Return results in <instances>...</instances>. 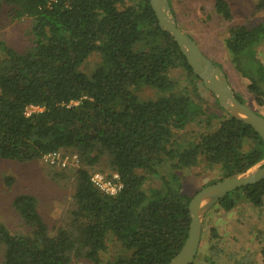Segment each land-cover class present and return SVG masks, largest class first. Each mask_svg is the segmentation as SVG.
<instances>
[{
	"label": "trees",
	"instance_id": "1",
	"mask_svg": "<svg viewBox=\"0 0 264 264\" xmlns=\"http://www.w3.org/2000/svg\"><path fill=\"white\" fill-rule=\"evenodd\" d=\"M4 6L30 22L31 46L18 53L0 39V158L23 163L59 151L76 155L79 165L70 173L75 184L68 227L51 232L34 195L14 197L12 205L27 229L16 234L0 220V264H72L81 258L91 264H166L187 236L188 202L196 192H182L178 172L202 165L216 169L218 179L236 175L264 157L262 139L203 87L171 36L159 28L149 0H0V13ZM214 8L232 19L226 0H214ZM255 8L264 11V0ZM223 43L247 95L263 106L258 47L264 44V20L230 26ZM92 54L99 61L83 71ZM177 69L185 73L181 89L179 78L171 76ZM228 82L248 105L249 98ZM143 89L153 96L141 98ZM28 106L37 109L26 115ZM160 166L167 169L161 172ZM97 167L119 175L117 194L91 183L90 169ZM4 182L10 186L13 178ZM240 201L259 209L264 179L229 192L210 209L228 212ZM203 234L192 264L199 254L205 264H219L213 255L221 249L211 241L215 229L208 228L205 251ZM258 235L264 259V228ZM108 239L130 254L103 261ZM246 259L239 263L251 264Z\"/></svg>",
	"mask_w": 264,
	"mask_h": 264
},
{
	"label": "rangeland",
	"instance_id": "2",
	"mask_svg": "<svg viewBox=\"0 0 264 264\" xmlns=\"http://www.w3.org/2000/svg\"><path fill=\"white\" fill-rule=\"evenodd\" d=\"M229 4L232 19L227 21L218 15L214 8V0H170L178 25L188 33L199 46L201 51L210 59L218 62L225 70L229 81L236 91L249 98L248 105L256 113L264 117V105L256 106L246 93L245 80L231 69L227 58L223 40L230 26L236 24L252 25L264 20V11H257L255 4L258 0H226ZM13 8L4 6L0 13V39L18 53L25 52L31 45L30 22L23 18H16ZM14 16V17H13ZM258 55L264 61V44L258 47ZM99 61L96 54L89 56L83 71H89ZM179 78V88L186 84L185 73L177 69L171 75ZM201 95L209 101L213 108L212 98L203 88H199ZM141 98H151L152 90L143 89L138 92ZM192 129V126L187 128ZM74 154L68 156L65 167L50 165L41 158L31 162H13L0 158V220L12 232L18 234L26 231L19 214L12 205L17 194L28 193L37 199L38 210L51 232L57 227H68L71 223L70 211L73 209L72 193L74 179L70 173L79 165V161L72 160ZM161 172L167 169L159 167ZM63 169V170H62ZM64 171V174L55 175ZM98 171L103 174L110 172L102 169H90V173ZM54 172V173H53ZM67 172V173H66ZM182 180V192L189 195L203 187L211 180L218 179L216 169L203 168L202 165L179 171ZM11 176L13 183L5 186V177ZM150 184H155L149 178ZM203 223V222H202ZM214 228L216 236L212 238L221 251L213 257L219 264H240L242 256L251 264H264V259L258 251L260 237L258 232L264 228V202L259 208H252L244 201H240L230 211H224L220 206L213 207L206 213L201 232L203 234L202 250L208 245V228ZM3 246L0 245V261L2 260ZM129 250L121 249L118 242L108 239L106 250L100 254L103 261L119 256H128ZM203 256L198 255L195 264H205ZM72 264H91L85 259H73Z\"/></svg>",
	"mask_w": 264,
	"mask_h": 264
},
{
	"label": "water",
	"instance_id": "3",
	"mask_svg": "<svg viewBox=\"0 0 264 264\" xmlns=\"http://www.w3.org/2000/svg\"><path fill=\"white\" fill-rule=\"evenodd\" d=\"M149 4L159 28L171 36L203 87L213 94L229 116L251 126L264 144V117L237 99L224 70L213 63L177 24L168 0H149ZM262 179L264 157L243 172L218 179L196 191L188 202L190 221L187 236L180 250L166 264H192L200 242L203 218L209 209L229 192Z\"/></svg>",
	"mask_w": 264,
	"mask_h": 264
},
{
	"label": "built area",
	"instance_id": "4",
	"mask_svg": "<svg viewBox=\"0 0 264 264\" xmlns=\"http://www.w3.org/2000/svg\"><path fill=\"white\" fill-rule=\"evenodd\" d=\"M36 109L37 107L28 106L26 108V115ZM41 159L50 165L65 167L67 165L68 156H62L59 151H55L43 155ZM71 159L77 161L76 155H73ZM90 181L98 190L108 195L117 194L122 187V183L119 180V175L115 172L106 175L98 171H94L90 173Z\"/></svg>",
	"mask_w": 264,
	"mask_h": 264
}]
</instances>
